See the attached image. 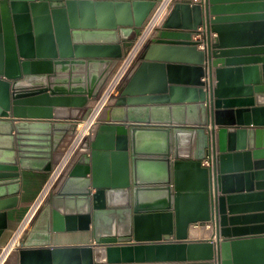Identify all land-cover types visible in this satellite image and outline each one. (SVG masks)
I'll use <instances>...</instances> for the list:
<instances>
[{
  "label": "water",
  "instance_id": "95a60500",
  "mask_svg": "<svg viewBox=\"0 0 264 264\" xmlns=\"http://www.w3.org/2000/svg\"><path fill=\"white\" fill-rule=\"evenodd\" d=\"M157 3L0 0V118L17 121L9 135L17 133L18 145L17 156L0 165V188L18 183L20 170L50 171L53 154L85 119ZM159 29L118 88L91 157L70 173L81 180L93 174L89 187L41 207L16 250L18 264H264V226L231 227L240 203L264 208L255 152L233 140L248 132L232 129L264 126V0L178 2ZM200 29L205 34L194 40ZM175 95L189 100L174 102ZM108 158L116 169L110 180L97 173ZM207 158L212 169L203 166ZM211 192L222 194L215 241H190L191 225L213 219ZM116 217L123 222L105 229L104 220ZM92 228V244L51 245L53 232Z\"/></svg>",
  "mask_w": 264,
  "mask_h": 264
},
{
  "label": "crops",
  "instance_id": "0c3cea01",
  "mask_svg": "<svg viewBox=\"0 0 264 264\" xmlns=\"http://www.w3.org/2000/svg\"><path fill=\"white\" fill-rule=\"evenodd\" d=\"M159 1L160 0H157V2ZM185 1H188V0H177L176 3L185 2ZM192 1L193 3H199V0H192ZM171 10L166 15L165 19L169 16ZM165 19L163 20V22L165 21ZM163 22L161 23V25L163 24ZM194 40H195V37H194ZM201 49L202 48L199 47V50ZM137 63L132 68V70H130L128 76L126 77V80L135 71L137 67ZM118 66H116L111 76L117 71ZM180 79H181L180 83H183L184 81L183 85H187L186 82L188 80L186 78L182 77ZM203 80L207 81L208 78H204ZM171 99L172 101L177 102V103L185 102L186 100L187 101L189 100V99L185 100L182 96H178V95L171 97ZM183 99L185 101H183ZM115 102H116V99H114L108 105V107L105 109V111L102 114V117H101L102 121L92 130V135L88 142V150L84 151L85 152L84 154L79 155L77 157V159L74 161L70 169L66 172L65 176L61 179V181L57 185L52 195L46 200L45 203L43 202L44 204L42 208L50 204L51 202L50 200L53 196H56L58 194H62V195L79 194L80 192H78L79 191L78 189H87L86 186L89 187V183L93 177V174H91L88 177V180L87 179L81 180V179H76V178L75 179L70 178V173L72 172L76 164H78V162L80 161V158L83 155H87L91 157V154H92L91 144L93 140L95 139L96 135L98 134L99 127L103 125L106 122L107 118L109 117L110 108L114 106ZM94 104H95V101H91L89 103V108H92ZM29 121H30L29 123H35L34 120H29ZM50 121L53 122V120H41L39 122L50 123ZM16 124H17V121H15V119L12 118V116L0 118V165H6L8 163L9 157H12L14 154L15 156H17V147H18L17 140H16L17 133L13 131L11 133V136L9 135L10 128ZM77 126L78 125L75 124V126L68 132L67 136L64 138L61 145H63L67 141V139L71 135H73V133L77 130ZM232 129H235L238 131L245 130V132H248L245 134L237 135V137L233 139L235 143V147L253 149L252 151L255 152V154L253 155V163L255 164L254 172L256 173V179H257L255 181L259 183H264V126H248V127H238V128L233 127ZM249 132H252V133H249ZM82 145L86 146L85 143H82ZM13 150L15 153H13ZM58 150L57 152L53 154L51 167L59 152ZM32 160L35 162H39L38 158H35ZM259 164H262V165H259ZM203 166L208 167V165L205 163V160L203 161ZM212 167H213V164L211 160V166L208 168L212 169ZM48 171H49L48 169L45 171H38L34 169H28L24 171L20 170L18 183L7 185V187L5 188L3 187L0 188V209H4L5 210L4 213H6L7 215L6 217L7 228L4 230V233L0 239V254H1V250L4 249V247L10 242L15 231L20 226L26 214L29 212L31 207L34 205L47 179ZM115 171L116 169L114 168L112 164V160L110 158H108V160H103L97 163V173L101 177H103L102 174L104 175V172H106L108 174L107 178L108 180H110L113 178V173ZM107 178L105 179L107 180ZM81 193H84V192H81ZM218 196L220 197L222 196V194L218 192L215 195L214 192H211V207H212V217H213L212 221L207 222V223H199L197 227H195L194 225H191L190 236H189L190 241H215L216 230H217V227L215 224V219H216L215 213L217 210L216 197ZM257 205H258V202L255 200L240 203V206L243 207L241 208V210H239L240 214H236L233 216L236 219H240V220L234 222L235 226H231V227L244 229L247 227L254 228V227H260L262 225L264 226V212H261L262 211L261 209L264 210V208H261V207L259 208ZM227 207H228V204H227ZM261 213H263L262 218L259 217L261 216ZM243 217H248V219L247 218L243 219ZM36 218L34 222L36 221ZM123 220L124 219H122V217L121 218L116 217L114 219L107 218L104 220L105 229L110 228L108 226H114L116 224H121ZM31 227L28 229L27 233L30 231ZM192 230L195 231L196 233L193 234ZM27 233L22 238V241L25 239ZM221 240L224 241L225 238H221ZM94 242H95V239H94V229L93 228L88 231H63V232H57V233L53 232L52 237H51V245L54 247H79L83 245L92 244ZM13 264H18L16 251L13 257ZM150 264H216V262L207 261V262L150 263Z\"/></svg>",
  "mask_w": 264,
  "mask_h": 264
},
{
  "label": "built area",
  "instance_id": "2783aa9c",
  "mask_svg": "<svg viewBox=\"0 0 264 264\" xmlns=\"http://www.w3.org/2000/svg\"><path fill=\"white\" fill-rule=\"evenodd\" d=\"M177 0H160L155 9L152 11L144 27L141 29L140 34L134 40L131 48H129L126 55L123 57L122 61L118 66L117 71L109 78L105 84L99 98L95 101L92 108L89 109L85 119L77 123V130L71 135L67 141L60 146L59 152L55 158V161L48 172L47 179L43 185V188L38 195L34 205L31 207L29 212L26 214L25 218L21 222L18 229L15 231L12 239L10 240L9 246L20 228L24 227L22 232L21 241L24 235L27 233L28 229L33 224L39 210L46 202V200L52 195L57 185L61 179L65 176L66 172L70 169L74 161L79 155L84 154V151L88 150V142L92 135V130L102 121L101 117L108 105L114 100L115 94L120 87V85L126 80L130 70L138 62L139 56L145 51L148 44V40L155 36L157 30L159 29L161 23L165 19L166 15L175 5ZM205 34L204 29H200L199 35L195 37L198 40ZM82 125V128L80 127ZM89 125V126H88ZM88 126L87 135L84 137L83 141V130ZM86 146H83V142ZM205 163L208 167L211 166V158H207ZM51 184V188L47 193V199L44 203H39L40 197L45 191V189ZM199 224L194 225L197 227ZM216 264H220L218 260L215 261Z\"/></svg>",
  "mask_w": 264,
  "mask_h": 264
},
{
  "label": "bare ground",
  "instance_id": "6f19581e",
  "mask_svg": "<svg viewBox=\"0 0 264 264\" xmlns=\"http://www.w3.org/2000/svg\"><path fill=\"white\" fill-rule=\"evenodd\" d=\"M89 126V125H88ZM88 126L86 128H84L83 130V141L85 140V136L87 135V132H88ZM82 128V125L80 126ZM82 141V142H83ZM84 143V142H83ZM51 188V184L45 189V191L43 192V194L41 195L40 197V200H39V203H43L46 199H47V193L49 191V189ZM24 227L23 226L22 228H20L18 230V232L16 233V235L14 236L10 246L5 250V254L3 255V257L1 258L0 260V264H6L8 259L10 258V256L15 253V251L18 249V247L20 246L21 244V234L24 230ZM193 231V230H192ZM193 234H195L196 232L193 231L192 232ZM192 234V235H193ZM66 238V237H65ZM62 239V238H61ZM69 240V239H68ZM99 252V255H98V259L99 260H102V250H98Z\"/></svg>",
  "mask_w": 264,
  "mask_h": 264
},
{
  "label": "rangeland",
  "instance_id": "374dc122",
  "mask_svg": "<svg viewBox=\"0 0 264 264\" xmlns=\"http://www.w3.org/2000/svg\"><path fill=\"white\" fill-rule=\"evenodd\" d=\"M21 245V244H20ZM15 253H13L11 255V258L9 259L8 263L7 264H13V257H14ZM99 264H105L104 262H100Z\"/></svg>",
  "mask_w": 264,
  "mask_h": 264
},
{
  "label": "trees",
  "instance_id": "16d2710c",
  "mask_svg": "<svg viewBox=\"0 0 264 264\" xmlns=\"http://www.w3.org/2000/svg\"><path fill=\"white\" fill-rule=\"evenodd\" d=\"M10 258H11V256H10ZM10 258H9V259H10ZM9 259H8V261H9ZM8 261H7V263H8ZM7 263H6V264H7Z\"/></svg>",
  "mask_w": 264,
  "mask_h": 264
},
{
  "label": "flooded vegetation",
  "instance_id": "af4514ba",
  "mask_svg": "<svg viewBox=\"0 0 264 264\" xmlns=\"http://www.w3.org/2000/svg\"><path fill=\"white\" fill-rule=\"evenodd\" d=\"M19 247H20V246H19ZM19 247H18V248H19Z\"/></svg>",
  "mask_w": 264,
  "mask_h": 264
}]
</instances>
